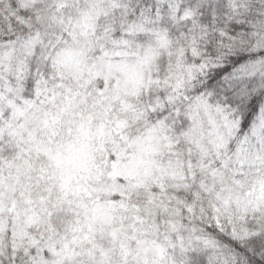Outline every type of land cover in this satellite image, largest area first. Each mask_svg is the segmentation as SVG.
Returning <instances> with one entry per match:
<instances>
[{
	"label": "snow or ice",
	"instance_id": "obj_1",
	"mask_svg": "<svg viewBox=\"0 0 264 264\" xmlns=\"http://www.w3.org/2000/svg\"><path fill=\"white\" fill-rule=\"evenodd\" d=\"M0 264H264V0H0Z\"/></svg>",
	"mask_w": 264,
	"mask_h": 264
}]
</instances>
